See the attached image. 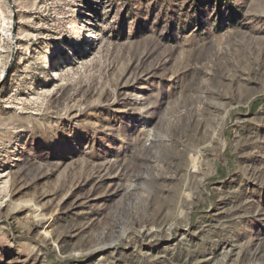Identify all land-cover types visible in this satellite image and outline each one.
Wrapping results in <instances>:
<instances>
[{
	"label": "rangeland",
	"instance_id": "rangeland-1",
	"mask_svg": "<svg viewBox=\"0 0 264 264\" xmlns=\"http://www.w3.org/2000/svg\"><path fill=\"white\" fill-rule=\"evenodd\" d=\"M0 264H264V0H0Z\"/></svg>",
	"mask_w": 264,
	"mask_h": 264
}]
</instances>
